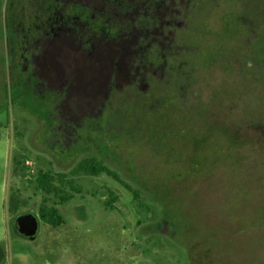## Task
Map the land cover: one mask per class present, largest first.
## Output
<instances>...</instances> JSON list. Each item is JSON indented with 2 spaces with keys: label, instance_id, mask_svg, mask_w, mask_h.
I'll return each instance as SVG.
<instances>
[{
  "label": "rangeland",
  "instance_id": "1",
  "mask_svg": "<svg viewBox=\"0 0 264 264\" xmlns=\"http://www.w3.org/2000/svg\"><path fill=\"white\" fill-rule=\"evenodd\" d=\"M85 1L130 24L141 0ZM200 1L167 0L159 13L154 34L176 36L168 55L176 68L158 72L164 79L148 87L155 95L139 92L143 80L159 78L146 66L163 65L134 53V36L124 34L108 49L95 39L92 63L109 68V101H97L67 72L56 102L41 98L57 87L42 73L26 80L32 93L23 84V45L40 15L28 3L25 12L0 0V264H264V0ZM184 23L190 31H181ZM69 25L63 18V32L76 40ZM83 56L76 66L89 64L91 55ZM184 66L191 76L198 70L192 86H183ZM128 78H136L134 89L114 97ZM104 103L112 109L91 126L90 114ZM91 159L125 186L78 170ZM14 164L25 173H14ZM39 170L56 178L66 201L36 189ZM44 197L64 222L39 218L35 239L19 235L14 217H39Z\"/></svg>",
  "mask_w": 264,
  "mask_h": 264
},
{
  "label": "flooded vegetation",
  "instance_id": "2",
  "mask_svg": "<svg viewBox=\"0 0 264 264\" xmlns=\"http://www.w3.org/2000/svg\"><path fill=\"white\" fill-rule=\"evenodd\" d=\"M17 6L22 4L25 7V4L28 3L29 8L32 9V12L29 11L30 14H39L40 17L39 22L37 23V30L33 31L30 36L26 38L25 44L23 45L24 49V57H23V70L26 75L24 76L23 84L24 87L28 89V92L31 90V84L26 83V80L32 77V73H42L39 74L41 77L45 76L49 78L53 85L57 86L54 92H50L48 94H42L41 98H48L49 101L52 99L58 102L62 98L63 93V85L68 82L67 75L69 72H74L71 75V78L76 82L83 83L87 86L89 95L92 97L96 96L97 101H106L108 102L112 93V89L108 92L106 88L110 82V76L108 74V66H94L92 60H94L95 53V39H100L98 43H100L99 47L102 45L108 49L110 45V41L118 40L121 36H125L126 34H130V36H125L130 38L131 35L134 37L133 45L134 53L138 54V50L141 49L140 55L147 58L149 55L158 57L160 64L163 66H146L149 67V70H152V74L155 76H159L158 79H145L143 80V89L139 92L142 95V98H150L155 95L152 90H149V86L152 82L157 80H163V76L159 75V71H164V67H167V70H170V74H175V64L173 60L168 58V55L173 53L175 38L170 35L162 36L163 34H154L157 30H154V26L159 23L161 25V19L159 17V13L163 10L167 0H141L140 2L135 3V9L131 12L133 13L131 23L128 24L126 19L123 18L120 21H115L110 19L109 10L107 6H103L102 8L99 6L90 5L88 1H74V0H15ZM202 1V0H201ZM200 1V5H202ZM217 4H215L216 6ZM94 6V7H93ZM149 7H151V11H148ZM26 11L28 10L25 7ZM199 10L193 12L192 15H197L199 18L202 16L203 9L201 7ZM117 12V10H114ZM129 12V11H127ZM125 12V13H127ZM191 15V16H192ZM193 17V16H192ZM63 18L67 20L70 24V29H74L75 32L79 31V35L76 40L74 37L69 36L68 33L72 32L69 30L67 32H63ZM175 26H182L183 23L175 22ZM124 25L127 26V31L124 29ZM195 26V24H194ZM157 28V26H156ZM181 31H190V26L187 27L184 23V27L180 28ZM195 29V28H194ZM194 31V30H192ZM128 32V33H125ZM125 34V35H124ZM50 35H53L52 39L49 38ZM151 36L155 43H148V37ZM157 36V38H155ZM178 36V35H177ZM70 37V38H69ZM161 37H166L167 39L173 38L171 40H167L166 43L161 42ZM72 38V39H71ZM101 39L102 42L101 43ZM169 41V42H168ZM168 42V43H167ZM189 45V43H188ZM186 46V48L188 47ZM149 46L144 48L143 47ZM190 48V47H188ZM90 54L88 56L89 64L87 66H76L81 57H84L83 54ZM39 55L38 59L33 60L34 55ZM161 55V57H160ZM167 56V57H166ZM84 59V58H81ZM106 62V61H104ZM153 64V61H151ZM175 63V64H174ZM107 64V62L105 63ZM155 64V63H154ZM145 65V64H144ZM34 66H41V69H38ZM187 66H184L182 69V82L183 86L190 85L191 82L195 81L197 76V68L192 69L187 73ZM52 71V73H51ZM54 71V73H53ZM68 72V73H67ZM164 74V72H163ZM199 74V73H198ZM190 77V80H189ZM127 78V77H126ZM136 78L131 79H121L119 88H124L130 86L131 89H134L132 83L135 84ZM161 80V81H162ZM176 80V79H172ZM167 82V81H166ZM142 83V82H141ZM138 82L137 84H141ZM98 84V86H96ZM182 86V85H179ZM60 87V89H59ZM118 87L114 88V90L119 89ZM117 90L118 93L114 95V97L125 98L128 96L127 91L125 89ZM147 89V90H146ZM146 91V92H145ZM187 91V90H186ZM31 92V91H30ZM131 92V91H130ZM134 92V91H133ZM32 93V92H31ZM107 93V94H106ZM106 94V95H105ZM104 96H107L105 98ZM116 100V98H115ZM119 100V99H117ZM96 101V102H97ZM98 102V103H99ZM106 104L103 106H97L96 110L90 114L91 126H94L96 120L98 119V115L103 116L105 109L111 110V107L104 108ZM197 107V106H196ZM95 109V108H94ZM200 112V110L198 111ZM99 116V117H101ZM97 118V119H96ZM118 180V179H117ZM125 186V183L118 180Z\"/></svg>",
  "mask_w": 264,
  "mask_h": 264
},
{
  "label": "trees",
  "instance_id": "3",
  "mask_svg": "<svg viewBox=\"0 0 264 264\" xmlns=\"http://www.w3.org/2000/svg\"><path fill=\"white\" fill-rule=\"evenodd\" d=\"M13 172L18 175H23L25 173V166L20 164H14L13 166ZM79 171L83 173L88 174H100V173H106L110 176H112L115 179L119 178L117 177V174L113 171L106 168L102 163L91 159L86 161H81L79 164ZM60 182H64V174L59 173ZM59 179V178H58ZM35 187L36 189H40L44 191L47 195L52 194L53 196L57 197L58 202L62 203L67 200L66 197L59 195V187L60 184L57 185L56 178L49 174L48 171H42L39 170L36 177H35ZM59 183V182H58ZM127 188L131 189L129 186H126ZM12 200V196H11ZM38 214L39 218L44 221L45 223L50 224L53 227L59 226L64 222L62 215L58 211V209L55 207V204L48 205L47 204V198L44 197L42 203L39 205L38 208ZM14 228V227H13ZM2 255V252L0 250V256Z\"/></svg>",
  "mask_w": 264,
  "mask_h": 264
},
{
  "label": "water",
  "instance_id": "4",
  "mask_svg": "<svg viewBox=\"0 0 264 264\" xmlns=\"http://www.w3.org/2000/svg\"><path fill=\"white\" fill-rule=\"evenodd\" d=\"M15 231L28 239H35L39 228V217L34 212H23L17 214L13 219Z\"/></svg>",
  "mask_w": 264,
  "mask_h": 264
}]
</instances>
